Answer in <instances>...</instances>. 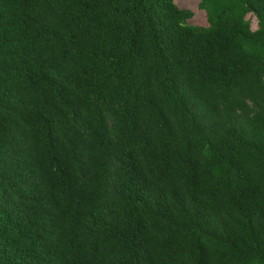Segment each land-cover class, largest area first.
<instances>
[{
  "label": "trees",
  "instance_id": "obj_1",
  "mask_svg": "<svg viewBox=\"0 0 264 264\" xmlns=\"http://www.w3.org/2000/svg\"><path fill=\"white\" fill-rule=\"evenodd\" d=\"M197 1L0 0V264H264V0Z\"/></svg>",
  "mask_w": 264,
  "mask_h": 264
},
{
  "label": "rangeland",
  "instance_id": "obj_2",
  "mask_svg": "<svg viewBox=\"0 0 264 264\" xmlns=\"http://www.w3.org/2000/svg\"><path fill=\"white\" fill-rule=\"evenodd\" d=\"M174 3L183 9H190L195 11L194 17L188 22L190 25L195 24L199 26H205L206 20H205V14L203 12L197 11L198 10V1L197 0H174ZM252 22V28H254L255 21L251 17L249 18Z\"/></svg>",
  "mask_w": 264,
  "mask_h": 264
}]
</instances>
